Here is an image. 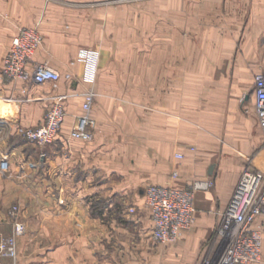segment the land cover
<instances>
[{
  "label": "crops",
  "instance_id": "0c3cea01",
  "mask_svg": "<svg viewBox=\"0 0 264 264\" xmlns=\"http://www.w3.org/2000/svg\"><path fill=\"white\" fill-rule=\"evenodd\" d=\"M118 1L121 0H0V68L13 37L19 29L27 27L36 28L43 36V44L35 53L32 63L46 62L60 74L57 89L52 92L49 83L6 81L0 75V156H7L9 169L14 176L21 175L32 178L35 175V166L28 171V175H24L21 169L26 167L25 165L18 168L14 166L16 165V157H14L16 149L14 148L13 151L1 150L6 145V133L5 129L1 128V124L11 121L14 133L19 127L38 126L43 122L44 112L50 104V97L54 94L68 95L64 101L66 116L61 136L55 143L48 146L49 158H47L49 173L53 171L51 175H55L56 168L62 167V185L65 192L60 195L42 197L43 212L47 213L45 221L40 217L35 220L34 213L36 211L34 213L31 211L28 214V209H25L24 206L21 207L22 214L20 216L27 227L25 234L18 240V264H103L100 240L103 225L100 219L90 216L89 205L86 202L87 198L92 195L85 191L87 185H91V179L100 177L104 169L109 170L112 174L118 173L120 154L137 151L144 154L149 152V140L152 137L151 128L158 132L156 137H153L160 144L162 151L159 152L164 157L167 154H180L183 158L191 156V151L186 147L191 145L193 139L196 141L199 134L196 128L195 130L190 129L192 125L189 123L196 113L221 115L224 109L216 107L217 105L220 107V104L226 103L231 106V97L236 98L240 93L246 94L249 87L251 85L253 87L254 75L264 73V0H255L249 4L240 0L239 11L245 9L247 12V5L251 4V13L250 23H247L245 27L246 49L236 56V59L231 50L197 51L195 56H193L195 54L193 51H183L182 49L153 51L148 55L146 51L119 52L114 50L112 51L114 57H119V54L121 57L123 55L136 57L138 54V57L158 58L157 61H142L140 64V66L142 65L140 68L149 67L148 71L153 69L152 72L158 74V86L151 87L146 84L140 87L128 84L121 86L113 80L105 82L101 74L103 71L100 72V69L101 63L106 58V53L102 49L103 45L99 48L96 43H102L105 35L109 32L111 35H116L117 30L115 31L113 27H118L119 19L114 15L116 13L112 14V10L119 9L114 6ZM85 51L97 54V66L93 81L87 78L89 61L82 57V53ZM112 55L111 57H113ZM184 58L187 61L185 63L183 62ZM193 58L196 61H192ZM111 72H113V68ZM146 74L149 73L146 72ZM150 80L151 77H146V82ZM23 88L25 92H22ZM138 88L160 90L158 123L146 116L144 110L141 112L123 109L122 106H126V104L120 102H126L119 99L118 91ZM88 90L95 93L90 111V115L96 121L93 138L89 141L71 139L70 131L74 127L77 117L83 114V96ZM166 90L171 91L168 98L166 97L167 93H162ZM24 97L26 99L21 100ZM218 98L223 101H219ZM200 100L205 102L209 100V107L206 106V103L203 109L197 108V101ZM138 105L146 106V96L144 99H140ZM205 117L203 116V118ZM231 119L232 116L229 115L228 120ZM239 122L242 126L239 128L237 136L249 135L252 127L250 120L247 121L246 118L239 117ZM184 123L190 125L188 129L191 132H184ZM257 132L260 131L257 130ZM199 136L201 135L199 134ZM134 137L142 138V143L137 147L134 146L135 150H130L131 146L126 142V139ZM235 146L238 153L242 154L241 152L251 149L253 145L252 142L237 141ZM188 165L181 167V172L183 171L185 176L180 177L176 172V178L172 177L173 181L167 183L166 161L159 165L158 176L157 178L151 177L153 179L146 176L151 174L150 171L155 170L156 167L142 165L138 162L131 164L127 168L132 170L130 186H146V182H151L152 184L149 185L189 188L194 182V179L189 180V178L201 174V170L196 167V170L189 172L187 168L191 170L192 167H188ZM229 165L233 167L236 164L230 162ZM211 166H209L208 174L212 173L213 166L210 170ZM261 167L264 165L258 168ZM146 170L148 174H146ZM77 172L80 173L78 179ZM241 172L237 178L236 173L229 172V177L224 176L219 182L217 181L219 207L223 205V209L226 208ZM56 176L58 179L54 180H59V175ZM185 178L189 181H186ZM76 182L77 184H75ZM74 185L79 187V192L72 193ZM94 185L96 186V184ZM94 185L92 184L90 187L95 189ZM90 190L92 192L93 189ZM29 198L31 202L36 197ZM142 200L145 203L144 195ZM214 201V193L212 194L208 190L197 191L194 199V223L183 232L181 241L175 244H147L145 264H201L202 253L200 254V252L204 246L202 240L208 237L210 231L209 227L201 230V225L208 219H204L199 214L212 208ZM58 202H63V204H58ZM33 214L34 216H32ZM258 221H262L264 225V218H260ZM5 224L6 221L2 224L3 228ZM152 226L151 221L150 235ZM43 235L45 241L36 240ZM143 262L144 260H141V263ZM255 264H264V226L262 258Z\"/></svg>",
  "mask_w": 264,
  "mask_h": 264
},
{
  "label": "rangeland",
  "instance_id": "374dc122",
  "mask_svg": "<svg viewBox=\"0 0 264 264\" xmlns=\"http://www.w3.org/2000/svg\"><path fill=\"white\" fill-rule=\"evenodd\" d=\"M239 1H118L114 6L119 7V9L112 10V14L116 13L114 15L119 19L118 27H113L115 31L117 30L116 35H111L109 32L105 35L102 43H96L99 48L103 45L102 49L106 53V58L101 63L100 69V72L101 70L103 71L101 73L103 81L113 80L121 86L127 84L129 86L139 85V87L143 84L150 85L151 87L158 86V74L152 72L153 69L150 70L151 72L148 71L147 68L149 67L140 68L142 61H157L158 58H149L148 56L146 58H144L145 56L138 57V54H136L137 56L135 55L136 57H125V55L121 57L120 54L119 57H114V53L112 55V51L114 50L119 52L131 50L135 52L146 51L148 55L149 52L153 51L182 49L183 51H193L195 53L193 56L197 54V51L231 50L235 58L246 49L245 27L247 23H250L249 17L251 13V4L247 5V12L245 9L239 11ZM242 1L248 2L249 4L255 0ZM192 61H196L195 58ZM183 62H187L185 58ZM112 68L113 72H111ZM146 72L149 74H146ZM256 75L253 77V83ZM146 77H151V80L146 82ZM2 78L6 81H11L8 78ZM159 92V89H120L118 91V97L121 101L126 102H120L121 104H126V106H122L123 109H133L134 111L141 112L144 110L146 116L151 117L153 121L155 120V123H158L157 119L160 113V106L158 105ZM164 92L167 93L166 97L168 98L171 91L166 90L162 93L164 94ZM145 96L146 106L138 105L140 99H144ZM24 99L26 98L24 97L21 100ZM219 101L223 100L219 99ZM231 101V106L224 103L223 105L220 104L219 107L216 103V107L224 109V114L203 115L202 113H196L191 122H189L193 127L190 129L195 130L196 128L201 135L199 136L198 134L197 140L195 141L193 139L191 145L186 147L191 151V156H184L183 158L182 155L181 157L177 156L180 154H167L164 157L159 152L162 151L160 144L154 139L158 132L151 128L152 137L149 140V152L144 154L141 151H137L120 154L118 159V165H120L118 173L112 174L109 170L104 169L100 177L91 179V185L96 184V186L94 185L95 189L94 187H90L91 185H87V188H85L87 193L92 194L87 198L86 202L89 205L90 216L100 219L103 225V232L100 239L103 264H145L146 245H159V243L152 240L149 234L151 220L148 209L142 200L146 187L152 183L146 182V186H130L132 170L127 168L129 165L137 162L142 165L156 167L155 170L152 169L150 171L151 174H148L146 170V174H148L146 177L157 178L159 165H162L166 161L168 167L166 176L167 183L173 181L176 172H178L180 177L185 176L182 173L183 171L181 172V167L195 162L193 165H188V167H192L191 170L190 168L187 169L191 172L198 167L201 170V174L194 175L189 180H208L211 183L208 191L215 195L212 208L199 214L204 219H208L207 222L201 225V230L209 227L210 231L208 237L202 240L204 246L200 252V254L202 253L201 264L210 261L215 256V253L217 254L221 242L217 233L220 229L222 213L224 211L223 205L219 207L220 201L217 197V181L219 182L224 176L229 177V172L236 173L237 178L241 170L248 165H253L256 168L264 165V129L259 128L257 124L253 104L252 85L246 91V94L240 93L236 98L231 97ZM204 102V100L197 101V108L200 107L203 109L206 103V106L209 107V100ZM229 115L232 116L231 120H228ZM203 116L206 117L203 118ZM239 117L246 118L247 121L250 120V123H252L251 133L249 135L237 136V132L241 128L240 126H242L241 122H239ZM188 126H190L188 123L183 124L184 132H191ZM12 127L11 121H6V123L1 124V128H4L6 133V145L1 150L13 151L15 148L14 157H16V165L14 166L18 168L22 165H35V175L32 178L21 175L14 176L9 169V165L8 169L1 173L0 215L5 217L6 224L4 228L1 225L0 235L6 236L7 238L12 234L11 222L7 216L9 207L13 205L18 206L20 214H22L21 207L24 206L25 209H28V214L31 211L33 213L36 211L34 213L36 215L35 220L38 217V219L42 218L45 221L47 220V213L43 212L44 202L42 197L46 195H60L65 192L64 186L62 185V167L55 169V175H51L53 171L49 173V165H47V158H49L48 146L39 147L34 145L20 133H14ZM257 130L260 132H257ZM126 140L129 146H131L130 150H133L134 146L137 147L142 143V138L137 137ZM237 141L252 142L253 146L251 149L244 150V152H241L242 154H239L235 146ZM146 143H148V140H146ZM182 149L184 150V148ZM230 162L236 165L231 167L229 165ZM211 165L213 166V170L211 174H208L207 172ZM56 175H59V180H54L58 177ZM79 176L80 173L77 172V179ZM185 180L189 181L186 178ZM78 188L74 185V188L72 187V193L79 192ZM89 188L93 189L92 192ZM29 197L36 198L30 202ZM58 204H63V202H58ZM23 222L25 223V221ZM19 238L17 239L18 257ZM180 238L175 243L181 241L182 238ZM36 240L42 242L46 239L43 235ZM141 260H144V262L141 263Z\"/></svg>",
  "mask_w": 264,
  "mask_h": 264
},
{
  "label": "built area",
  "instance_id": "2783aa9c",
  "mask_svg": "<svg viewBox=\"0 0 264 264\" xmlns=\"http://www.w3.org/2000/svg\"><path fill=\"white\" fill-rule=\"evenodd\" d=\"M43 44V36L36 28L23 27L13 37L4 57L0 75L24 83H49L51 92L57 89L60 74L48 63H32L37 50ZM82 57L88 63V80L93 81L97 66V54L83 52ZM25 92V89H22ZM66 94H54L50 97L43 122L35 127L18 128L17 132L39 147L52 145L61 136L66 116L64 101ZM95 93L88 90L83 96V114L77 117L69 137L89 141L93 138L96 121L90 115ZM253 104L257 124L264 129V73H259L253 83ZM42 156V155H41ZM181 157L180 155H177ZM6 155L0 156V173L8 169ZM21 171H28L35 165H25ZM211 183L206 180L194 181L189 188L180 189L170 185H149L145 189V205L152 221L151 238L167 245L175 243L194 223L195 193L208 190ZM11 222L12 234L9 238L0 235V264H18L17 239L26 232V224L20 218V209L13 205L7 211ZM264 218V167L248 165L243 169L233 194L222 213L218 230L219 251L210 261L203 264H255L262 257V233ZM6 221L0 215V227Z\"/></svg>",
  "mask_w": 264,
  "mask_h": 264
},
{
  "label": "water",
  "instance_id": "95a60500",
  "mask_svg": "<svg viewBox=\"0 0 264 264\" xmlns=\"http://www.w3.org/2000/svg\"><path fill=\"white\" fill-rule=\"evenodd\" d=\"M212 169V166L210 167V170Z\"/></svg>",
  "mask_w": 264,
  "mask_h": 264
}]
</instances>
